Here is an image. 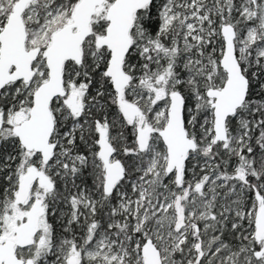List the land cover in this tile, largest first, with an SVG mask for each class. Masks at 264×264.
<instances>
[{"label": "snow or ice", "instance_id": "obj_1", "mask_svg": "<svg viewBox=\"0 0 264 264\" xmlns=\"http://www.w3.org/2000/svg\"><path fill=\"white\" fill-rule=\"evenodd\" d=\"M0 264H264V0H0Z\"/></svg>", "mask_w": 264, "mask_h": 264}]
</instances>
